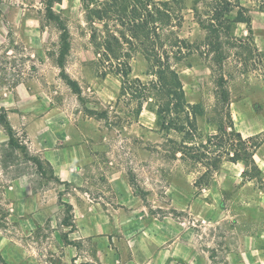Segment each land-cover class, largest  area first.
<instances>
[{"label": "rangeland", "instance_id": "obj_1", "mask_svg": "<svg viewBox=\"0 0 264 264\" xmlns=\"http://www.w3.org/2000/svg\"><path fill=\"white\" fill-rule=\"evenodd\" d=\"M147 3L167 18H149ZM240 3L214 32L199 22L212 0H60V25L47 0H0V264H264V184L250 161L264 131L243 150L227 139L250 105L264 110V31L248 23L264 0ZM151 42L180 80L178 104L197 106L183 131L156 123L153 96L101 73L115 57L129 79L155 80ZM231 158L246 162L241 176Z\"/></svg>", "mask_w": 264, "mask_h": 264}, {"label": "trees", "instance_id": "obj_2", "mask_svg": "<svg viewBox=\"0 0 264 264\" xmlns=\"http://www.w3.org/2000/svg\"><path fill=\"white\" fill-rule=\"evenodd\" d=\"M47 1H49V4L46 7L47 17L54 20L58 25H60L61 24L60 16L54 13L52 8L53 3L59 2L60 0H47ZM200 1L203 0H193V5L196 6ZM141 6L142 7H139V5L136 2L132 8L134 9V11L138 10V8L144 9L142 4ZM151 6L152 4L147 3V7L145 8V11H147L146 15L149 18H151L152 16L151 12H156L155 21L157 22L167 18V12H169V10L166 7H164L163 11L158 9V7L156 8L157 9L156 11H152L148 9V7ZM207 6L211 12V16L201 17V20H199V22L204 25L203 27L212 30L214 32H215L214 30L215 26L223 24L224 21H226L229 18L228 13L230 12L232 7H238L241 12H243L244 10V6L240 3V0H212V4H208ZM193 10L196 11L195 8ZM207 16L209 15L207 14ZM138 21L139 19L134 18L129 20V23L128 22L127 23L128 25L130 24L131 28H135V26H137L136 23ZM248 23H250V17L248 18ZM58 27L63 32V34L60 35V42L62 44L60 52L62 56L57 58L56 61L58 66L62 67L64 61L63 56L66 55V53H68L70 43L68 39L69 36H68L67 28L64 25ZM249 30L250 28H248V31ZM183 47L186 48V46ZM141 48L142 50L145 51L148 57L146 59L149 63L151 74L155 77V80H152L149 83H143L137 77L133 79H129L128 78L129 63L123 62L121 61L120 58H115V57L104 59L106 65H104V67L101 69V73L106 74L107 72H113L117 76L121 77L119 78L120 82L122 85L125 84L128 90H130V92L127 91L126 93L128 95H131V97L134 96L146 100L151 96H153L154 98V102L152 103L153 108H150V110H152L155 114L156 123L160 124L162 128L172 129L175 131H183L186 126L190 127L191 126L190 124L193 125L191 119H193L195 108L197 106L193 104H189L188 102H184L182 100H181V105L178 104L177 101L180 100L179 92H182L180 86V80L176 75V72L173 70L172 65L169 62L168 56H166L165 58L164 57L161 58L162 56H159L156 53L160 49L159 45L155 44L154 42H151L148 43L146 46H141ZM161 55H163V52ZM76 92H78V90H76ZM140 110H141V106L139 107L138 113L140 112ZM91 112L94 113L93 110ZM3 125L5 130L7 131V134L10 136L11 139L12 138L11 128L8 126V123L6 121L4 122ZM253 137H242L240 133L234 132L232 134V137H228L227 139L231 144L234 143L236 146L241 147L238 150H243L246 148L247 145H249L250 140ZM187 143L188 142H186L185 140H182L181 147L178 149V151L182 153L183 151L185 152V150H187V152L188 150L190 151V146ZM257 144H259V142L254 143L253 147L255 148ZM250 156H251L250 161L254 165V161L252 159V153ZM238 159L239 158H231L229 160L235 161ZM256 170L258 171L257 168ZM60 202L66 208V217L68 218L71 217L70 216L71 214H69L72 208L71 204H69L68 202H63L61 200ZM66 223H67L66 225H69L70 227L73 226L72 222H66Z\"/></svg>", "mask_w": 264, "mask_h": 264}, {"label": "crops", "instance_id": "obj_3", "mask_svg": "<svg viewBox=\"0 0 264 264\" xmlns=\"http://www.w3.org/2000/svg\"><path fill=\"white\" fill-rule=\"evenodd\" d=\"M53 8V6H52ZM250 23H251V27L258 31V32H262L264 31V11H252L250 14ZM263 48L260 49H264V45L262 46ZM231 107H234L235 109L237 108H243L245 107L243 105V102H239L238 100L236 101H232L230 103ZM255 108H257V110H255ZM264 109V107H263ZM250 112L248 114H243L245 115V117L243 119L247 120L248 122L243 123V122H239V120H233V129L240 133V135L242 137H252L254 135H257L261 132L264 131V110H261L258 108V104H254V105H250ZM141 114V112H140ZM140 118V116H139ZM243 123V124H242ZM93 137L94 138H98L100 133H102L101 130H93ZM252 159L254 161V165L256 166V168L258 169V177H259V184H264V140L262 141V143H260L258 145V147L255 148V150L252 153ZM230 165L233 166H239L240 167V176L243 174V171L245 170L246 166V162L243 160H235V161H231V160H227L225 161ZM69 179H75V181L79 180L80 176L79 174H75V172L73 174H71L69 177ZM257 177H250L248 178L246 181H244L241 187H244L245 184L248 183H252L255 184V182H253L254 179H256ZM262 191V189H259ZM263 192V191H262ZM72 247V245L67 244L65 246L66 249L69 250V254L71 255V250L70 248ZM75 254H72L70 257L74 256ZM65 259V258H64ZM75 261V259L73 260Z\"/></svg>", "mask_w": 264, "mask_h": 264}]
</instances>
